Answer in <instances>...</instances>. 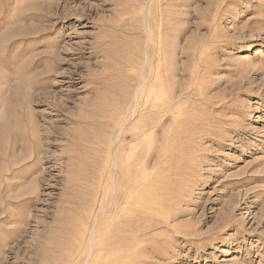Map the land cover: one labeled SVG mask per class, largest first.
Returning a JSON list of instances; mask_svg holds the SVG:
<instances>
[{
    "label": "rangeland",
    "instance_id": "374dc122",
    "mask_svg": "<svg viewBox=\"0 0 264 264\" xmlns=\"http://www.w3.org/2000/svg\"><path fill=\"white\" fill-rule=\"evenodd\" d=\"M0 264H264V0H0Z\"/></svg>",
    "mask_w": 264,
    "mask_h": 264
}]
</instances>
